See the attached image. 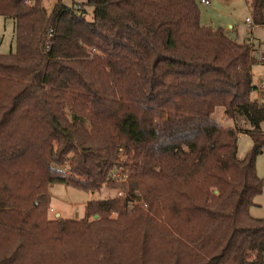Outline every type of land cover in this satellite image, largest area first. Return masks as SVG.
<instances>
[{"label":"trees","instance_id":"trees-1","mask_svg":"<svg viewBox=\"0 0 264 264\" xmlns=\"http://www.w3.org/2000/svg\"><path fill=\"white\" fill-rule=\"evenodd\" d=\"M72 1L0 0V264H264L253 45L202 26L196 0ZM245 1L263 26L264 0ZM118 171L124 197L49 220L50 185L99 191Z\"/></svg>","mask_w":264,"mask_h":264},{"label":"rangeland","instance_id":"rangeland-1","mask_svg":"<svg viewBox=\"0 0 264 264\" xmlns=\"http://www.w3.org/2000/svg\"><path fill=\"white\" fill-rule=\"evenodd\" d=\"M61 3L66 7L73 6L72 0H42V7L49 15L53 8ZM196 4L200 14V24L204 27L213 30H230L224 34L234 42H241L250 39L255 44L256 48L264 54V25L263 26H249L245 19L248 18L252 22V17L245 0H210V5L200 4L196 0ZM86 19L91 20L92 10L87 8ZM9 21V20H8ZM253 24V22H252ZM0 39H3V46L0 48L1 52L9 53V46L11 39H13V31L10 28V22L5 26H0ZM254 64L252 65V75L255 86L258 88L253 97L258 103H264V89L259 90L260 86H264V63L258 62V57L255 56ZM214 118L222 123L224 126H233V122L227 121L218 110L214 114ZM239 128H244L241 122L237 124ZM247 128V127H246ZM264 130V124L261 125ZM252 148V140L250 136L242 131L237 133V157L243 159L245 155ZM63 173L68 174V163L63 167H59ZM255 170L258 177L264 182V149L262 153L256 158ZM119 172V171H118ZM121 172V171H120ZM117 186L111 188L104 185L99 191H85L75 188L71 185L52 184L49 187V201L47 204V216L49 220H67L73 218L77 220L84 215L85 204L94 199H106L118 197L117 192L122 190L125 195V188L120 185L119 181L115 180ZM124 182V181H122ZM254 202L258 203L253 207L252 212L258 215V218H264V186L262 192L254 198ZM136 204V203H133ZM129 206V209H132ZM97 215L90 216L89 220H94Z\"/></svg>","mask_w":264,"mask_h":264},{"label":"built area","instance_id":"built-area-1","mask_svg":"<svg viewBox=\"0 0 264 264\" xmlns=\"http://www.w3.org/2000/svg\"><path fill=\"white\" fill-rule=\"evenodd\" d=\"M199 2H200V4H203V5H206V6H207V5H210L209 0H199ZM24 3H25L26 5H29V4H30V0H25ZM245 22H246L249 26H251V27L254 26V25L252 24V22H251L249 19H246ZM252 56H253L254 58H255V56H257V57H258V62H262L263 59H264L263 54H262L261 52H259V51H255V50L252 52ZM257 89H258V88H257ZM261 89H264V86H263V85L259 87V90H261ZM113 179H114V180H117V181H119V182L126 181V179H127V175H126V174H122V173H120V172H116V173L113 175ZM117 196H118V197H124L123 191H122V190L118 191V192H117ZM133 203H135V201H131L130 206H132ZM144 205H145V204H144Z\"/></svg>","mask_w":264,"mask_h":264},{"label":"crops","instance_id":"crops-1","mask_svg":"<svg viewBox=\"0 0 264 264\" xmlns=\"http://www.w3.org/2000/svg\"><path fill=\"white\" fill-rule=\"evenodd\" d=\"M209 2H210V0H209ZM246 2V1H245ZM246 4H247V2H246ZM248 6V5H247ZM246 19H248V18H246ZM245 19V20H246ZM9 20V21H8ZM7 22H10V28L12 29V31H13V21L11 20V19H3V18H0V26L2 25V26H5L6 24H7ZM228 30H230V28H227L226 30H224V32L226 33V31H228ZM248 42H250L252 45H253V48H254V50L255 51H259V52H261L260 51V48H256L255 47V44L254 43H252V41L250 40V39H247L246 41L245 40H243V41H241V42H236V43H238V44H242V43H248ZM3 43H4V41H3V39H0V48L3 46ZM9 48H10V50H9V53L10 52H12L13 50H14V42H13V39H11V42H10V46H9ZM262 54H263V52H261ZM0 54H8V53H4V52H1L0 51ZM263 56H264V54H263ZM260 63H264V59H263V61L262 62H260ZM251 74H252V67H251ZM253 76V75H252ZM264 104V103H263ZM262 124H264V123H262ZM261 124V125H262ZM261 125H260V129H261V131L264 133V130L261 128ZM255 205H258V203H256V202H254V204L252 205V206H250V208H249V213H250V215L251 216H253V217H258V215H256V214H254L253 212H252V209H253V207H255Z\"/></svg>","mask_w":264,"mask_h":264},{"label":"water","instance_id":"water-1","mask_svg":"<svg viewBox=\"0 0 264 264\" xmlns=\"http://www.w3.org/2000/svg\"><path fill=\"white\" fill-rule=\"evenodd\" d=\"M215 192H217V191H215ZM95 217H96V215H95Z\"/></svg>","mask_w":264,"mask_h":264}]
</instances>
